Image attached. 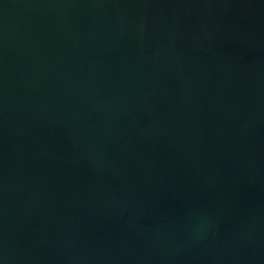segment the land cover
Here are the masks:
<instances>
[{
    "label": "water",
    "instance_id": "1",
    "mask_svg": "<svg viewBox=\"0 0 264 264\" xmlns=\"http://www.w3.org/2000/svg\"><path fill=\"white\" fill-rule=\"evenodd\" d=\"M0 264H264V0H0Z\"/></svg>",
    "mask_w": 264,
    "mask_h": 264
}]
</instances>
